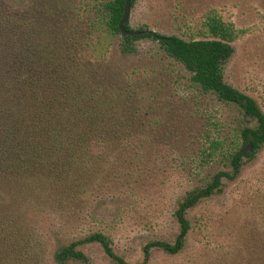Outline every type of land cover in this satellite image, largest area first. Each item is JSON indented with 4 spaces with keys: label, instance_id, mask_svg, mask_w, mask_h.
<instances>
[{
    "label": "rangeland",
    "instance_id": "1",
    "mask_svg": "<svg viewBox=\"0 0 264 264\" xmlns=\"http://www.w3.org/2000/svg\"><path fill=\"white\" fill-rule=\"evenodd\" d=\"M106 1L0 0V51L3 41L18 49L22 41L43 45L55 36H106L103 26H91L102 17ZM211 10L241 30L223 66L224 79L254 97L264 110V0H135L128 25L188 39L199 37ZM107 38L109 49L96 65L105 68L111 80L129 81L141 96L140 160L136 167L124 165L130 171L124 179L106 181L100 191L87 196L89 207L77 217L71 214L60 221L61 216L50 214L39 225L43 264H55L53 251L88 229L108 234L116 253L132 263L141 260L146 242H172L178 233V202L217 170L226 169V151L232 149L231 140L242 123L236 108L192 86L189 72L165 54L156 38L138 40L129 53L120 50V34ZM211 139L220 140L222 147L206 160ZM243 161L235 180L224 181L220 193L187 212L193 228L183 252L170 255L154 249L148 264H230L240 259L241 244L264 228V146ZM81 249L93 264H115L98 244ZM225 252H232L233 258H225Z\"/></svg>",
    "mask_w": 264,
    "mask_h": 264
},
{
    "label": "trees",
    "instance_id": "2",
    "mask_svg": "<svg viewBox=\"0 0 264 264\" xmlns=\"http://www.w3.org/2000/svg\"><path fill=\"white\" fill-rule=\"evenodd\" d=\"M124 2L106 1L102 17L91 22L93 28L103 26V37L86 40L55 36L43 45L22 41L18 49L3 41L0 264H43L44 235L38 234L39 225L50 214H55L56 219V215L61 216L60 221L71 214L77 217L89 207L87 196L100 191L106 181L124 179L130 173L124 165L136 167L140 160L141 96L129 81L111 80L107 70L96 65L109 49L107 37L120 34L118 24ZM125 27L138 33L120 34L123 53L134 52L140 39H155L145 26L131 28L127 22ZM198 35L188 39L164 35L158 42L168 57L189 72L192 86L213 94L242 115V123L231 140L232 149L225 154L226 169L217 170L202 186L185 193L174 211L178 223L174 240L146 242L140 261H126L116 253L108 234L88 229L53 251L55 264H93L81 249L92 243L98 244L115 264H148L154 249L170 255L182 253L193 228L187 212L201 200L220 193L224 181L238 177L244 158L252 159L264 146V110L254 97L224 79L223 66L233 55V43L241 30L211 10ZM221 145L220 140L211 139V151L204 158L213 159ZM246 145L250 149L242 154ZM241 247L244 254L230 264H264V228L253 232ZM232 255L224 253L225 258L231 259Z\"/></svg>",
    "mask_w": 264,
    "mask_h": 264
},
{
    "label": "water",
    "instance_id": "3",
    "mask_svg": "<svg viewBox=\"0 0 264 264\" xmlns=\"http://www.w3.org/2000/svg\"><path fill=\"white\" fill-rule=\"evenodd\" d=\"M130 4H131V0H125L124 2V7H123V12H122V16L121 19L119 21V30H120V34L125 36V35H129V34H136L138 33V31L136 30H129L125 27V24L128 22V18H129V13H130ZM150 33V35L154 38H156L157 40H161L164 39V35L158 34L154 31H148ZM250 149L249 145H246L242 150L241 153L244 154L247 150Z\"/></svg>",
    "mask_w": 264,
    "mask_h": 264
}]
</instances>
